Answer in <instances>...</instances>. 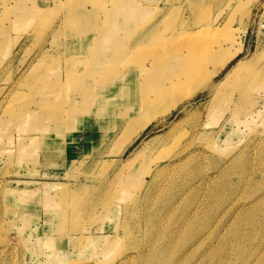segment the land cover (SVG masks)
I'll return each instance as SVG.
<instances>
[{"label":"rangeland","instance_id":"rangeland-1","mask_svg":"<svg viewBox=\"0 0 264 264\" xmlns=\"http://www.w3.org/2000/svg\"><path fill=\"white\" fill-rule=\"evenodd\" d=\"M35 1L49 13L32 11ZM35 1L0 0V264H153L151 255L158 264H264V0H98L102 27L60 30L67 0ZM169 13L191 29L219 27L206 48L214 49L207 71L240 54L122 152L123 108H109L97 122L60 120L102 108L67 98L102 61L90 51L103 45L97 33L109 34L111 49ZM248 69L263 78L252 80ZM177 190L171 210L163 207Z\"/></svg>","mask_w":264,"mask_h":264},{"label":"bare ground","instance_id":"bare-ground-1","mask_svg":"<svg viewBox=\"0 0 264 264\" xmlns=\"http://www.w3.org/2000/svg\"><path fill=\"white\" fill-rule=\"evenodd\" d=\"M113 1H116V0H113ZM67 3L68 4H66V7H67L66 8V15L64 16V18L61 20L60 24L58 25L59 30H60V28H63L64 26L72 27L74 29H78V28H82L83 29V28H86V27L91 29V28H100V27H102L104 25L103 20L101 18H98L97 15L94 14V12H96L98 9L103 7L102 4L98 0H67ZM88 4H90L91 9L88 8ZM124 7L127 8V6H125V5H124ZM31 9L36 14H38V15L40 14V16L41 15L45 16L46 14L49 13L46 9L39 7L38 1H35L33 6L31 7ZM190 9H191L192 15L194 14L193 16H195V15L198 16V14L200 13L199 12L200 10L198 8H190ZM108 10H109V13L114 16V19H117V18L120 17V12L117 9H115V5H113L112 8H108ZM123 10L125 11L126 9L123 8ZM29 11L32 13L31 10H29ZM28 15H30V14H28ZM192 15H191V17H192ZM132 16L134 17V19L136 20V22L138 24L139 23V19H140V17H138V14H132ZM139 16H140V13H139ZM178 16L179 15H177V14H170L169 13V14L165 15L163 18L159 19L155 24H152L153 27L149 28L146 31L142 30L141 28H137V26H136L135 27L136 29L134 28L131 31L132 34L127 39H124L125 40L124 41L125 45L123 43L120 46H118V47L114 46V45H111V49H108L109 45L105 44L108 41L109 34L107 32H103V31L97 33V35L95 36L96 37L95 40L98 43L103 44V45L99 49H94V48H98L99 46L98 47H94V48L89 47V48H92L90 51L93 52V53H97L98 52L100 54V59L104 63H106V62H108L110 60V62H109L110 63V67H108L106 69H101L100 64L102 63V61H100V60H98L95 63H93L91 69L89 70L88 75H86V77H85V88L83 90H80L78 87H72L71 90H70L71 93L67 92V94L69 95V96L67 95V98L70 97V100H71L72 104L76 105L79 100H77L75 98H77L79 96V97H82V99L89 101V108H98L99 107L98 106V102H99V105L102 108H99V110L96 109V110H91V111H86L85 110L84 116H74L75 114H74V112H72L73 115L70 114V115H68L67 118L60 119V120H62L65 123H67L69 118H70L69 121H72V120L77 121L79 118L90 117L94 122H97L102 117V115H100V113L101 114L104 113V112L112 113L111 110H109V108H123L121 111H118V114L124 115L125 117H127L128 121L125 124V126L122 128L121 133H120L119 137L117 138L118 139V143H117L118 144V150H120L119 152H122L133 141V138L138 136L140 133H142V131H144L154 120L158 119L160 116H164V115L168 114L174 108L176 109V107L180 103H182L187 97H189L192 92H195L197 90V87L199 85H201L203 83V81H205L206 79L209 80V79L215 78L224 68H226L229 65V63L234 58H237L238 55L240 54V52H235V53H232L231 55H228L221 62H218L217 64H212V68H210L209 71H207L208 64H210L209 63L210 59L209 60L207 59V56H208L207 53L208 54L214 53V49L211 48V50L207 51L206 48H207L208 44H210V41L212 40L211 36L214 33H216V31H217V29L219 27L210 29V28H206L204 26L198 28V26H197L196 29H191L190 26L188 27L189 24L187 25L186 21L184 22V20H180L181 18L179 19ZM199 17H200V15H199ZM81 21H83V26L84 27H78V26H80V22ZM196 24H198V23H195L194 25L196 26ZM57 31L58 30H56L54 32L56 33ZM141 31H143L144 34H142L140 36ZM88 45H92L91 44V40L88 41ZM115 53H116L115 57L116 56H118V57L115 60H113L114 58H112V57H114ZM150 56H152L153 58L150 57ZM196 61H201V63L199 64ZM247 71H249V75H250L252 80H258L260 78H263V74H262L263 71L261 73H255L251 69H248ZM109 74H111V76ZM49 94H50V96H54V94L52 92H49ZM49 99H50V97H49ZM92 99H93V104H95L96 107H94L93 104L90 106V103H91ZM230 101H232V100H230ZM69 108H72V106L69 107ZM114 112H115V110H114ZM19 119H21V118H19ZM93 126H96V125H93ZM93 126H91V129L92 130H96V127H93ZM36 128H37V126H36ZM56 128H58V126ZM120 129L121 128H119V130ZM37 130H38V128H37ZM179 137H181V135ZM198 137H199V135H198ZM188 138H186V139H188ZM180 139H176V140L179 141ZM184 139H185V137H184ZM186 144H184V145H186ZM173 145H174V143H173ZM175 146H176V144H175ZM188 146H190V145H188ZM176 147H178V146H176ZM184 149H186V148H184ZM180 150H182V149H180ZM165 151L168 154L170 153L167 150H165ZM182 151H184V150H182ZM166 153H165V155H168ZM171 153H172V150H171ZM176 156H177V154H176ZM160 157H163V156H160ZM193 157H195V156H193ZM199 163H200V161H199ZM172 164H173V162H172ZM200 164H202V163H200ZM205 167H207V166H205ZM200 168H201V166H200ZM161 170H163V167H162ZM200 170H202V169H200ZM161 174H162V172H161ZM197 176H198V174H197ZM176 178H177V176H176ZM172 179H171V182L173 181ZM175 181H176V179H175ZM171 182H169V183H171ZM187 183H189V182H187ZM191 183H193V182H191ZM224 187H226V185H224ZM158 188H159V186H158ZM183 189H184V187H182L181 190H183ZM181 190L174 191V194L175 195L177 194V195L173 196V198H170L168 201L164 200V202L166 201L165 203L162 202L164 205L161 203L163 205V207H168V208H170L169 210H171V207L174 205V203H176V201H178L179 196H180L179 194L181 193L180 192ZM194 190H196V189H194ZM226 190H227V188H226ZM262 191H264V190H262ZM149 192H150V190H149ZM60 193H61V191H60ZM168 193H170V192H168ZM140 194H142V193H140ZM152 194H154V192ZM144 195H145V193H144ZM148 195H149V193H148ZM259 195H261V194H259ZM225 196H226V194H225ZM140 197H141V195H140ZM262 200H264V199H262ZM69 202H70V199H69ZM145 202H147V201H145ZM157 203H159V202H157ZM180 204H181V201H180L179 205ZM150 206H151V204H150ZM143 207H145V206H143ZM168 208H165L166 210L164 209V211H167ZM76 211H77V209H76ZM141 211H143V210H141ZM151 212H153V211H151ZM151 212H149V213H151ZM150 216H152V215H150ZM160 216H154V217L159 219V222H161ZM170 216H172V215L170 214ZM150 218H152V217H150ZM150 218H149V220H150ZM149 220L147 222H149ZM151 223H153V224L156 223V220L152 221ZM167 223H168V221H167ZM207 223H209V222H207ZM207 223H205V224H207ZM204 225H201V226L204 227ZM208 225H205V227L207 228ZM210 225H211V222H210ZM203 230H204V228H203ZM164 231H165V229H164ZM202 232H204V231H202ZM129 237H131V236H129ZM149 237H150V235H149ZM164 238H166V237L164 236ZM146 239H147V237H146ZM232 239L235 240L236 238L234 239V237H233ZM136 241L137 240H135V242ZM148 241L149 240L147 239L146 242H148ZM231 242H233V241H231ZM249 242H250V240H249ZM171 243H172V241H171ZM239 243H240V241H239ZM154 244H156V243H154ZM233 244H232V246L235 247V245H233ZM237 244H238V242H237ZM151 247H150V249H151ZM228 247H229V245H228ZM132 248L134 249V247H132ZM142 248H144V247H142ZM244 249H243V251H244ZM246 249H248V248H246ZM155 250H157V249H155ZM246 251L247 250H245V253H246ZM224 252H226V251H224ZM228 252H230V251H228ZM235 253H237V252H235ZM252 253H254V252H252ZM262 254L263 253H261V255ZM163 255L164 254H162V256ZM151 256H152V258H151L152 261L153 260L154 261L155 260L159 261V258H156V257L154 258L153 255H151ZM175 256H176V252H175ZM191 256H192V254H191ZM205 258L207 259V257H205ZM213 258H214V255H213ZM226 258H227V256H226ZM237 260H239V259H237ZM154 261H153V264H158L157 261H156V263H154ZM216 261H218V259ZM160 262L161 261H159V263ZM224 263H226V261ZM251 263H252V261H251ZM172 264H174V263H172Z\"/></svg>","mask_w":264,"mask_h":264},{"label":"crops","instance_id":"crops-1","mask_svg":"<svg viewBox=\"0 0 264 264\" xmlns=\"http://www.w3.org/2000/svg\"><path fill=\"white\" fill-rule=\"evenodd\" d=\"M76 139H78V142L80 143L81 142V138L80 137H78V138H76ZM84 151H85V145H84Z\"/></svg>","mask_w":264,"mask_h":264}]
</instances>
